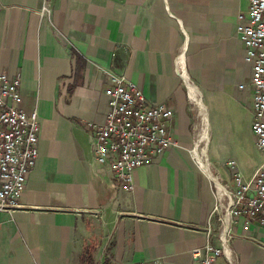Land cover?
Listing matches in <instances>:
<instances>
[{
	"label": "crops",
	"instance_id": "1",
	"mask_svg": "<svg viewBox=\"0 0 264 264\" xmlns=\"http://www.w3.org/2000/svg\"><path fill=\"white\" fill-rule=\"evenodd\" d=\"M239 15L248 21L249 0H0V70L21 78L41 127L22 207L0 211V264H200L192 250L210 226L220 245L213 180L233 183L218 164L241 172L249 137L257 148ZM107 72L170 106L180 143L137 168L130 191L95 157ZM202 115L207 170L192 153ZM232 231L236 264H264V229L236 218Z\"/></svg>",
	"mask_w": 264,
	"mask_h": 264
},
{
	"label": "built area",
	"instance_id": "2",
	"mask_svg": "<svg viewBox=\"0 0 264 264\" xmlns=\"http://www.w3.org/2000/svg\"><path fill=\"white\" fill-rule=\"evenodd\" d=\"M249 3V19L245 21L239 15L237 29L245 44L246 60L253 68L252 131L263 158L249 180L233 166V186L222 184V195L213 180L217 202L211 218L219 224L215 238L220 245L212 242L210 226V241L192 250L194 260L200 264H236L230 249L236 218H243L247 223L256 222L264 229V0H249ZM42 11L50 13L46 5ZM107 75L113 85L105 90L109 105L105 123L90 124L94 132L95 157L117 175L125 191H130L134 188L133 173L137 168L166 150L180 146L167 127L174 112L165 103H149L144 93L124 75L113 72ZM21 83L19 76L0 70V211L4 212L22 207L20 199L39 156V114L37 110H25ZM193 100L200 106L201 98L197 94ZM203 120L204 115L199 139L192 150L195 161L202 168L196 149L205 142H200Z\"/></svg>",
	"mask_w": 264,
	"mask_h": 264
},
{
	"label": "rangeland",
	"instance_id": "3",
	"mask_svg": "<svg viewBox=\"0 0 264 264\" xmlns=\"http://www.w3.org/2000/svg\"><path fill=\"white\" fill-rule=\"evenodd\" d=\"M212 131V128L211 130ZM249 145H248V149H249V153L251 154L250 157L248 158H244L240 161V169H241V176L245 177V178H249L253 172L255 171L256 167H257V159L259 158L260 152L257 150L254 140H252L251 137H249ZM205 146V142H202L200 145V149L203 148ZM219 166V170L221 171V173L224 175L225 181L229 182L230 185L232 183H234V179H233V169L228 168V167H224L221 164H218ZM233 186V185H232Z\"/></svg>",
	"mask_w": 264,
	"mask_h": 264
},
{
	"label": "bare ground",
	"instance_id": "4",
	"mask_svg": "<svg viewBox=\"0 0 264 264\" xmlns=\"http://www.w3.org/2000/svg\"><path fill=\"white\" fill-rule=\"evenodd\" d=\"M201 106V105H200ZM203 124L206 126L207 125V119L204 118L203 120ZM207 135V132L205 133V137ZM205 150H206V144L205 146L201 149V152H198L196 149V153L198 155V158L200 160V162L204 165V167L206 168V170L208 169V164L205 162ZM214 179V178H213ZM224 191V186L222 185L221 182H218V192L220 193V195H222Z\"/></svg>",
	"mask_w": 264,
	"mask_h": 264
},
{
	"label": "trees",
	"instance_id": "5",
	"mask_svg": "<svg viewBox=\"0 0 264 264\" xmlns=\"http://www.w3.org/2000/svg\"><path fill=\"white\" fill-rule=\"evenodd\" d=\"M90 257H91L90 255L85 256V257H84V261L87 262V261L89 260Z\"/></svg>",
	"mask_w": 264,
	"mask_h": 264
}]
</instances>
